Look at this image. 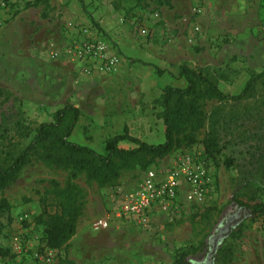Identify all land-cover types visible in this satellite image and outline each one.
<instances>
[{
    "label": "rangeland",
    "instance_id": "374dc122",
    "mask_svg": "<svg viewBox=\"0 0 264 264\" xmlns=\"http://www.w3.org/2000/svg\"><path fill=\"white\" fill-rule=\"evenodd\" d=\"M181 1L176 9L171 0H82V6L77 0L27 6L32 0H0V159L16 154L33 128L64 103L79 110L69 140L96 152H104L106 139L123 127L142 141L160 142V94L165 84H184L178 64L210 75L225 92H239L250 73L264 68V0ZM193 24L199 31H192ZM84 41H100L102 54L77 59L74 50ZM107 57L114 59L110 69L103 67ZM203 111L205 125L194 144L175 147L147 166L160 170L182 154L194 157L205 171L200 201L187 202L181 182L173 214H154L140 225L114 214L118 200L110 208L101 204L108 196L114 202L121 180L134 181L130 190L135 188L145 168L126 170L103 187L78 173L71 179L82 195L74 232L50 249L34 218L49 181L62 187L68 170L31 156L0 194L8 203L0 216V264H184L172 262L175 251L224 226L236 210L225 203L233 192L247 205L264 201V81L241 100L209 99ZM211 126L216 151L204 144ZM210 206L204 223L201 211ZM104 213L108 227L92 230L91 222ZM238 223L220 242L228 253L224 264H264V211ZM206 251L193 255L197 264H208Z\"/></svg>",
    "mask_w": 264,
    "mask_h": 264
},
{
    "label": "trees",
    "instance_id": "16d2710c",
    "mask_svg": "<svg viewBox=\"0 0 264 264\" xmlns=\"http://www.w3.org/2000/svg\"><path fill=\"white\" fill-rule=\"evenodd\" d=\"M38 1L32 0L25 6L36 5ZM77 1L83 5L82 0ZM177 66V75L183 78L184 84H165L162 87L159 115L163 125V138L160 142L142 141L137 136L129 135L123 127L121 132L106 139L104 152H96L86 145L69 140L79 110L71 103H64L53 111L51 120L40 122L33 128L29 140L16 154L5 161L0 159V194L15 180L17 173L31 156L48 165L68 170V178L62 187L58 188L55 181H49L47 197L40 200V211L34 218V223L42 227L45 247L55 249L64 245L74 232L82 195L71 179L78 173H82L86 181L94 182L97 187L114 185L122 172L135 167L146 169L153 160L159 159L171 149L194 144L205 125L206 114L203 111V104L206 101L241 100L249 96L258 81H264L263 68L250 73L239 92L228 93L220 89L215 80L201 70L190 68L184 63ZM2 93L0 90V94ZM120 142L131 143L132 146L119 147ZM204 144L207 149L213 151L218 149L216 130L212 126ZM225 203L232 204L236 209L245 207L252 214L264 211V201L247 205L236 192H233ZM49 207L52 210H49ZM213 209V206L202 209L200 220L208 222ZM7 210L8 203L5 197L0 195V216ZM239 224L231 226L226 236L233 235ZM226 236L219 238L217 247L210 255V259L218 260V264H224L227 260L228 253L220 244ZM210 242L211 238H208L199 241L195 246L188 245L176 250L172 262L197 264L192 258L193 255L197 251H208ZM3 253L0 250V254Z\"/></svg>",
    "mask_w": 264,
    "mask_h": 264
},
{
    "label": "built area",
    "instance_id": "2783aa9c",
    "mask_svg": "<svg viewBox=\"0 0 264 264\" xmlns=\"http://www.w3.org/2000/svg\"><path fill=\"white\" fill-rule=\"evenodd\" d=\"M185 20V18H183ZM191 26V25H190ZM193 32L199 31V25L191 26ZM104 50L100 41H84L74 50L77 59H89L99 57ZM114 65V59L107 57L103 67L110 69ZM205 171L202 164L188 154L177 157L168 168L157 170L146 168L138 185L128 191L119 192V202L114 214L117 217H133L140 223L146 224L154 214L171 215L176 209L179 200L178 193L181 190V182L185 187L184 197L187 202L200 201L205 190ZM108 227V216L95 218L91 222L92 230H100Z\"/></svg>",
    "mask_w": 264,
    "mask_h": 264
},
{
    "label": "water",
    "instance_id": "95a60500",
    "mask_svg": "<svg viewBox=\"0 0 264 264\" xmlns=\"http://www.w3.org/2000/svg\"><path fill=\"white\" fill-rule=\"evenodd\" d=\"M251 213L252 212L249 209H247L245 207H239L235 211L236 215H231L226 219L224 226L219 231H217L211 238L209 250L206 251V254H205V259L208 262V264H211L210 255L215 250L216 245H217V241L219 240V238L226 236L229 233L231 226L237 224L245 216L250 215Z\"/></svg>",
    "mask_w": 264,
    "mask_h": 264
},
{
    "label": "crops",
    "instance_id": "0c3cea01",
    "mask_svg": "<svg viewBox=\"0 0 264 264\" xmlns=\"http://www.w3.org/2000/svg\"><path fill=\"white\" fill-rule=\"evenodd\" d=\"M171 2L173 3V8H176L178 9L174 4H180V0H171ZM181 4H191V0H183L181 1ZM208 4H212L210 0H203V5H208ZM61 94V93H60ZM64 96V97H63ZM62 97L65 98V95H63ZM165 158V155L162 156V158H160L161 160ZM141 178V176H139V179ZM133 184H134V181H133ZM131 184V182L128 180H121L120 183L116 186L117 189L121 190V191H128L130 190V188L134 187V186H131L133 185ZM119 197H115V200L114 202H112V197H106L103 201H102V204H101V209H104V208H110V207H113L114 204L117 202V200L119 201L118 199ZM118 204V202H117Z\"/></svg>",
    "mask_w": 264,
    "mask_h": 264
},
{
    "label": "flooded vegetation",
    "instance_id": "af4514ba",
    "mask_svg": "<svg viewBox=\"0 0 264 264\" xmlns=\"http://www.w3.org/2000/svg\"><path fill=\"white\" fill-rule=\"evenodd\" d=\"M238 208H239V207H238ZM236 210H237V209H236ZM236 210H235V211H236ZM235 211H234V214H233V215H236V214H235Z\"/></svg>",
    "mask_w": 264,
    "mask_h": 264
}]
</instances>
